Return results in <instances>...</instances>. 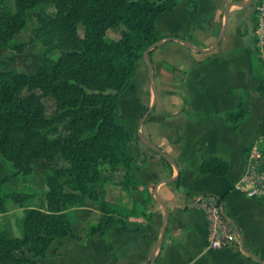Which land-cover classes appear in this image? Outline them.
<instances>
[{
	"label": "crops",
	"instance_id": "0c3cea01",
	"mask_svg": "<svg viewBox=\"0 0 264 264\" xmlns=\"http://www.w3.org/2000/svg\"><path fill=\"white\" fill-rule=\"evenodd\" d=\"M187 1L179 0L173 11L156 20L163 40H172L150 52L149 62L144 58L138 62L132 83L120 93L131 144L137 140L129 149L134 173L144 185L129 193L119 187L120 205L131 210L142 203L145 189L152 197L150 208L145 214L136 210L102 237L84 243L55 241L45 264H151L152 257L155 264H264V200L247 198L235 189L249 147L264 141V93L258 90L264 83V59L259 61L244 30L246 9L260 0H196V11ZM226 12L227 29L214 48ZM240 106L245 111L242 120L232 124L223 118ZM140 135L176 167L148 148ZM202 157L228 162V174L199 175ZM125 175L116 169L111 179L119 184ZM223 195L224 217L235 228L239 244L236 249L215 251L208 247L206 218L198 201ZM161 201L167 202L166 222ZM82 209L101 214L96 208Z\"/></svg>",
	"mask_w": 264,
	"mask_h": 264
},
{
	"label": "trees",
	"instance_id": "16d2710c",
	"mask_svg": "<svg viewBox=\"0 0 264 264\" xmlns=\"http://www.w3.org/2000/svg\"><path fill=\"white\" fill-rule=\"evenodd\" d=\"M178 2L14 0L12 8L0 0V50L24 54L32 43L44 47L35 73L0 71V160L23 175L32 173L34 160L54 163L59 158L65 164L53 170L47 190L38 196L4 192L6 181L0 180V214L8 212V201L24 210L21 238L0 227V264H45L56 240L82 243L102 237L136 213V206L126 210L101 197V166L124 170L120 187L128 193L144 186L134 173L132 138L121 114L120 93L132 83L145 51L163 40L156 20ZM187 3L196 11V0ZM39 5L44 8L32 40L18 41L28 26V11ZM257 55L262 61L264 56ZM258 90L264 93L263 82ZM49 97L55 104L51 116L43 103ZM244 114L240 106L223 118L236 124ZM229 170V163L218 157H202L198 167L199 175L215 177ZM141 195L144 201L152 200L145 189ZM33 199L36 205L24 206ZM92 206L106 221L90 225L80 238L68 212Z\"/></svg>",
	"mask_w": 264,
	"mask_h": 264
},
{
	"label": "rangeland",
	"instance_id": "374dc122",
	"mask_svg": "<svg viewBox=\"0 0 264 264\" xmlns=\"http://www.w3.org/2000/svg\"><path fill=\"white\" fill-rule=\"evenodd\" d=\"M5 1L10 7L13 8L14 0H5ZM256 4L257 3L254 1L252 6L246 9L247 17L245 24L246 26H244V30H247L248 34L245 40L249 42L251 48L254 49L256 48L257 53H261V55L264 56V53L262 52L263 47L261 48L260 46H258V42L254 34ZM43 8L44 5H39L38 7L28 11L27 14L28 26L24 29V31H22L20 35H18L17 37L18 41L29 43L32 40L34 29L38 26L37 16ZM254 9H255V13H254ZM79 32L80 34H82L81 29ZM254 42L257 45H255ZM43 49H44L43 45L39 42L30 44L24 54H16L7 48L1 49L0 71H17L20 73H28V74L35 73L38 68V62ZM263 59L264 58H262V60ZM43 103L46 107V115L47 116L53 115L55 112V104L53 99L49 97L43 100ZM134 142L135 143L130 144L131 148H134V144L137 143V140H135ZM259 150L261 155L264 156V141L260 143ZM63 166H65V164L59 158L54 163H48L44 160H34L32 162V173L29 175H23L15 171L8 165H6L2 160H0V180L6 181V187L4 188V192L19 191L24 194L38 196L47 190L46 181L47 178L52 174L53 170L55 168H59ZM115 170H116L115 168L110 167L108 164H103L101 166L102 176L103 175H107V176L106 179L104 178L105 182L104 184L101 185L99 193L101 194V197L106 199L107 201L120 205L121 202V197L119 196L120 183L117 184L115 183V181L111 179V175ZM36 203L37 200L33 199L27 201L24 204V206L25 207L34 206L36 205ZM148 205L149 203L147 201H144L143 199L142 203H138V205L136 207L134 205V207L135 210H139L142 213H144L150 208ZM7 206H8V212L5 214H0V227L7 229L10 236L14 238H21L22 235L21 221L23 219L24 210L11 201H8ZM68 214L72 221L74 232L80 238L84 237L90 225H97L101 221L102 222L106 221V218L102 214L94 210L74 208L71 209L68 212ZM126 221L127 219H124V222ZM56 241H60V240H56Z\"/></svg>",
	"mask_w": 264,
	"mask_h": 264
},
{
	"label": "built area",
	"instance_id": "2783aa9c",
	"mask_svg": "<svg viewBox=\"0 0 264 264\" xmlns=\"http://www.w3.org/2000/svg\"><path fill=\"white\" fill-rule=\"evenodd\" d=\"M254 34L261 48L264 45V0L256 7ZM235 189L247 198L264 199V156L259 150V143L252 144L246 156V168ZM207 223V242L211 250L236 249L238 234L225 219L222 202L216 197H203L198 201Z\"/></svg>",
	"mask_w": 264,
	"mask_h": 264
},
{
	"label": "water",
	"instance_id": "95a60500",
	"mask_svg": "<svg viewBox=\"0 0 264 264\" xmlns=\"http://www.w3.org/2000/svg\"><path fill=\"white\" fill-rule=\"evenodd\" d=\"M229 10V9H228ZM228 12V11H227ZM227 12L225 13V17H224V27H223V30L220 34V36L218 37L215 45H214V48L220 43V41L222 40V38L224 37L225 35V32H226V29H227V25H228V14ZM168 40H172V39H167V40H163V41H160L158 42L157 44L149 47L144 55H143V58L149 62V54L150 52H152L154 49L156 48H159L160 46H162L166 41ZM180 42H182L185 46L191 48V49H194L196 52H201L200 50L196 49L190 42L188 41H185V40H179ZM154 108V105H152L151 107H149V109L144 113V115L142 116L141 118V121H140V125L145 121V119L150 115V113L152 112ZM141 141L148 147L150 148L152 151H154L155 153H157L158 155H160L163 159H165L167 162H169L170 164H172L173 166L176 167V165L174 164V162L172 161V159H170V157H168V155L166 153H164L162 150H160L158 147L154 146L153 144H151L150 142L146 141L141 135L139 136ZM177 178V177H176ZM176 178L174 179H171V180H166L164 181L163 183H171V182H174L176 180ZM160 204L162 205L163 207V211H164V214H165V222L167 221L168 219V212H167V208H166V204L167 202L166 201H161ZM164 234V228L162 229V236ZM162 242V237L160 238V240L158 241L157 245H156V249L160 246ZM151 264H155V261H154V257H152L151 259Z\"/></svg>",
	"mask_w": 264,
	"mask_h": 264
}]
</instances>
